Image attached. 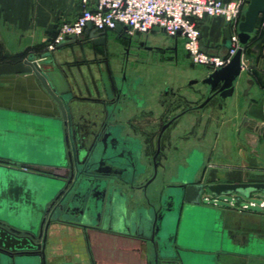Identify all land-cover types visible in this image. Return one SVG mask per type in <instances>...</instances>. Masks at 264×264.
Returning a JSON list of instances; mask_svg holds the SVG:
<instances>
[{
    "label": "crops",
    "instance_id": "obj_1",
    "mask_svg": "<svg viewBox=\"0 0 264 264\" xmlns=\"http://www.w3.org/2000/svg\"><path fill=\"white\" fill-rule=\"evenodd\" d=\"M245 1L248 3V0ZM81 9L79 0H0V127L5 129L1 141L6 146H14L15 135L29 136L33 133L25 122L26 119L61 117L56 102L36 75L37 71L44 75L50 73L52 64L47 62L49 57L36 56L37 59L40 58L38 69L32 61L35 59L33 56L20 58L18 55L33 47L46 48L55 36L58 25L75 18ZM198 25L202 47L211 53L224 54L228 46L223 19L205 17ZM263 25L261 29L255 26L249 42L250 50L246 54L249 55L250 62L246 63L245 52L243 54L244 68L236 81L233 95L225 99L213 97L201 111L202 121L198 128H192L199 137L197 142L200 146L197 147L202 159L200 163L194 164L200 165L197 168V176L202 166L204 179L209 181L264 180V139L254 142L255 147H249L237 133L242 118L264 123ZM155 32L152 30L149 33L153 35ZM179 37H172L180 50L177 64L166 66L165 76L161 79L152 84H145L139 87V90L137 88L136 92L142 94L139 95V102L136 97H131L130 100L125 97L126 100L120 101L114 109L115 113L118 111L128 116H136L139 113L141 131L155 129L160 119L183 110L188 103L200 101L207 90L201 83H188L191 78L204 77L209 68H197V65L190 62L183 40L181 43ZM260 40L262 43L258 50H252ZM58 50L55 47L54 50L47 51L56 60L55 71L59 72V76L66 82L58 65L68 74L71 69L67 64L58 61ZM90 70L97 75L92 74L94 78L90 81L81 80L78 75L76 78L70 75L71 79L67 82L69 88L74 86L75 92L89 96L73 102L72 113L73 118L82 115L90 120H100L105 109L94 102V99L99 97V70L97 67ZM62 80L58 78L54 83L57 93H61ZM169 87L173 92L178 89L182 99L170 91L161 92ZM195 116L194 112L182 117L174 132L180 135L190 133ZM191 142L183 141L184 145L172 147L171 153L174 157L167 165L165 184L171 183V178L177 176L179 166L188 170V160L192 162L193 158H197L192 150L195 146H189ZM163 151H170L169 147L164 146ZM145 161L144 157L140 160ZM33 165L51 168L47 164ZM141 203L144 204V200H141ZM186 213L189 216L188 230L182 233ZM168 215L171 230L174 224V229L176 226L181 232L180 240L185 252L183 260L177 258L179 264H247L252 258H264V209L251 207L238 210L225 205L224 202L215 201L200 202L180 213L169 212ZM85 237L80 227L65 222L53 224L46 238L45 263L93 264ZM26 258L31 259L30 264H40V259L33 253L8 263L0 258V264H19Z\"/></svg>",
    "mask_w": 264,
    "mask_h": 264
},
{
    "label": "water",
    "instance_id": "obj_2",
    "mask_svg": "<svg viewBox=\"0 0 264 264\" xmlns=\"http://www.w3.org/2000/svg\"><path fill=\"white\" fill-rule=\"evenodd\" d=\"M262 12L264 0H248L237 26L236 52L225 65L209 69L200 81L207 87L203 105L213 97L225 99L233 95L242 70L245 46L251 40ZM125 29L126 26L118 24L114 30ZM152 30L162 32L158 27ZM106 34V31L92 28L91 23L83 33L95 45H102ZM225 39L229 47L228 26L225 27ZM76 40L67 35L56 48ZM261 43L262 40L258 41L252 50H258ZM42 57H49L47 62L52 67L49 74L37 71L36 75L56 102L61 117L26 119L33 133L15 135L14 146H6L1 141L5 129L0 127V258L5 262L33 253L40 259V264H46L44 249L48 230L55 223L65 222L83 230L93 264H179L177 258L183 260L185 250L180 240L181 232L176 226L174 229V224L171 230L169 212L177 214L197 206L206 201L205 197L219 200L232 194L246 198L253 194L264 195V180H203L197 176L196 165L173 176L177 181L174 195L166 189L169 187L165 184L168 171L161 172L157 182L151 181V187L140 189L139 180L148 172L149 165L140 162L139 146H70L69 143H73L72 103L89 96L75 92L74 86L69 88L67 82L71 77H77L72 70L68 74L58 65L65 82L55 71L56 60L52 54L46 51ZM79 77L87 82L91 80L84 75ZM58 78L63 84L61 93L56 92L54 85ZM98 83L99 97L94 102L105 111L100 120H93L95 126L102 124L107 111L115 109L118 99L113 95L111 83L103 79ZM127 98L130 100L131 97ZM46 121H53V125L46 126ZM237 133L249 147H255L254 142L264 139V123L242 118ZM104 139L100 138L97 143ZM47 141H53V146H47ZM49 148H52L51 152ZM39 153L49 154L52 159L43 161ZM34 163L47 164L51 168ZM247 264H264V258H252Z\"/></svg>",
    "mask_w": 264,
    "mask_h": 264
},
{
    "label": "flooded vegetation",
    "instance_id": "obj_3",
    "mask_svg": "<svg viewBox=\"0 0 264 264\" xmlns=\"http://www.w3.org/2000/svg\"><path fill=\"white\" fill-rule=\"evenodd\" d=\"M152 33L139 34L134 33L132 35L125 32L107 33L102 45H95L93 41L87 39L83 34L77 38L76 42L72 44L69 55L74 58L73 62H68L70 65H86L95 66L98 68L99 79L111 83L113 95L118 96L115 100L116 105L120 101H125V97H136L139 102V95L137 88L144 86L145 84H152L156 80L165 76L164 69L166 66H173L177 64L180 50L174 38L167 36L165 33L163 39H154ZM75 49L77 52H75ZM72 63V64H71ZM68 64V65H69ZM196 66V65H195ZM147 71H153V73H147ZM155 71V72H154ZM161 71V73H159ZM92 74L91 77L92 78ZM91 78H88L91 79ZM203 78V77H202ZM200 77L191 78L188 83H201ZM147 86V85H146ZM170 91L179 96V90L171 91V88L162 89L161 92L166 93ZM207 92V90H206ZM204 92L200 101L195 103H188L186 108L176 112L175 114L160 119L158 125L153 130L141 131L139 128V113L136 116L123 115L122 113L113 109L107 111L106 117H104L101 125H94L93 120L85 118L80 115L77 118L72 119L71 124V138L73 143H69L70 146H139V160L142 157L148 159V165H150V173L145 177L142 183L139 184L140 189L148 187V185L161 176V170L159 171V165L163 159V171H168V163L173 159L174 155L171 153L172 147L184 145L183 141H192L191 145L194 155L197 158L188 160V167H192L195 163H200V153L198 147L200 143L198 135L196 134L195 127L198 128L201 120V111L205 107L204 101L207 98V93ZM182 99V98H181ZM196 114L193 118L190 133L180 135L174 132L179 121L182 117L188 115V113ZM92 139L89 141V137L92 135ZM100 138H105L100 144L97 141ZM196 142H194V141ZM182 142V143H181ZM163 146H169L170 151H163ZM145 163V162H143ZM192 163V165H191ZM155 165L157 166L155 168ZM197 166V165H196ZM200 166V165H199ZM197 166V168L199 167ZM188 168V169H189ZM155 169L157 172L155 173ZM179 169V167H178ZM181 173L187 171L182 169ZM162 171V172H163ZM180 173V171L178 172ZM205 172L201 166L198 174V178L204 179ZM171 183H167L170 194H176L177 181L174 178ZM150 181V182H148ZM148 182V184H147ZM163 185V187H162ZM161 188H164L162 183ZM86 242L88 245L87 237ZM89 254L91 255L89 245ZM92 257V255H91Z\"/></svg>",
    "mask_w": 264,
    "mask_h": 264
},
{
    "label": "built area",
    "instance_id": "obj_4",
    "mask_svg": "<svg viewBox=\"0 0 264 264\" xmlns=\"http://www.w3.org/2000/svg\"><path fill=\"white\" fill-rule=\"evenodd\" d=\"M81 11L70 21L58 25L55 36L47 44L54 50L65 36L79 38L88 23L92 28L103 31L114 30L120 24L126 26V34H146L158 27L167 36L183 39L187 56L193 65L209 69L225 65L238 48V23L242 19L245 0H79ZM205 17H220L230 30V45L224 54H215L201 45L198 22ZM264 24V22H263ZM244 54V53H243ZM39 69V59L32 60ZM244 68L243 55L241 58ZM235 195V196H233ZM256 195V196H254ZM260 197L259 202L253 197ZM227 206L247 210L251 207L264 208V195L253 194L246 198L232 194ZM225 198V197H224ZM227 198V197H226Z\"/></svg>",
    "mask_w": 264,
    "mask_h": 264
},
{
    "label": "rangeland",
    "instance_id": "obj_5",
    "mask_svg": "<svg viewBox=\"0 0 264 264\" xmlns=\"http://www.w3.org/2000/svg\"><path fill=\"white\" fill-rule=\"evenodd\" d=\"M263 18H264V12H262L260 15H259V17H258V19H257V22H256V26H258V28H262V25H263V23H262V21H263ZM264 26V25H263ZM114 32V30L111 32V30L109 31V33H113ZM160 33H162V32H160ZM160 33H157V32H155V34H153L152 36L154 37V39H157V40H159V39H163V35L162 34H160ZM182 38L181 37H179V41H181V43H182ZM71 46H72V43L71 44H66V45H64V46H62L58 51H57V59H58V61H60V62H63V63H65V64H69L68 62H73V60H74V58L72 57V55H69V53H70V51H71ZM46 49H47V47H46ZM75 52H77V50L75 49ZM244 52H245V55H244V59H245V61H246V63H248V62H250V58H249V55L248 54H246L247 52L244 50ZM35 59H37V58H35ZM40 59V58H39ZM72 64V63H71ZM69 66V68L76 74V75H78V76H82V75H84V77L85 78H91V77H89V76H91V74H93L94 76H97L96 75V72L95 73H91L92 71L90 70L91 68H94V70H95V66L93 65H91V66H89V67H87L86 65H80V66H78V65H68ZM73 67V68H72ZM197 68L198 67H202V65H197L196 66ZM155 72V71H154ZM147 73H153V71H147ZM159 73H161V71H159ZM92 79V78H91ZM81 80H83V79H81ZM3 125H4V123H3ZM45 125L46 126H52L53 125V121H46L45 122ZM92 139V135L89 137V141ZM48 142V145L47 146H53V144H54V142L53 141H47ZM169 147V146H168ZM163 148H164V146H163ZM50 150V152L52 151L51 149L52 148H49ZM41 156H39V157H41L42 159H43V161L45 160V161H47V162H49V160H51L50 159V156H48L49 154H46L47 156H45L44 154H41V153H39ZM148 163V159H147V157H146V161H145V163ZM164 161H163V159L161 160V164L159 165V168H158V170L160 171L161 170V172L163 171L162 169H163V165H162V163H163ZM149 164V163H148ZM165 167L167 166V165H164ZM167 168V167H166ZM182 169H184L185 170V168H183L182 166H179V169H177V171L179 172L180 171V173H181V171H183ZM150 170H151V167H150V165H149V170H148V172L143 176V178L141 179V180H139V184L140 183H142V181L145 179V177H147V175L150 173ZM166 171V170H165ZM156 181H154V182H157V179H155ZM152 186V183L151 184H149L148 185V188L149 187H151ZM140 190V189H139ZM141 192V190L139 191V193ZM233 196H235V195H233ZM254 196H256V195H254ZM254 196H252L253 197V199H254V201H256L257 203L259 202V200H260V197H254ZM229 198L230 197H225V198H221V199H219V200H211V199H209L208 197H205L204 199L206 200L205 202H211V203H215V201H219V203H222V202H224V204L225 205H227V203H228V201H229ZM204 205H206V204H204ZM233 208H236L237 209V207H234V206H232ZM257 208H260V207H258V206H256ZM260 209H264V208H260ZM189 216H188V213H186L185 214V216H184V219H183V227H182V230H181V232L183 233H185V232H187V230H188V218ZM52 226V225H51ZM30 262H31V259L29 258H26L25 260H22V262H19V264H30ZM36 263V262H35ZM66 264H72V263H66Z\"/></svg>",
    "mask_w": 264,
    "mask_h": 264
},
{
    "label": "trees",
    "instance_id": "obj_6",
    "mask_svg": "<svg viewBox=\"0 0 264 264\" xmlns=\"http://www.w3.org/2000/svg\"><path fill=\"white\" fill-rule=\"evenodd\" d=\"M56 33V32H55ZM250 42V41H249ZM247 43L245 46V51L248 53L250 50V43ZM47 50L45 47H33L31 49H28L27 51H24L18 55V57L23 58L24 56L31 55L33 58H36L42 56L43 53H45Z\"/></svg>",
    "mask_w": 264,
    "mask_h": 264
}]
</instances>
